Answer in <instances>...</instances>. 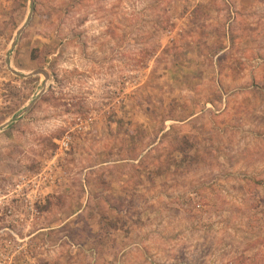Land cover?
Returning a JSON list of instances; mask_svg holds the SVG:
<instances>
[{
  "label": "rangeland",
  "instance_id": "1",
  "mask_svg": "<svg viewBox=\"0 0 264 264\" xmlns=\"http://www.w3.org/2000/svg\"><path fill=\"white\" fill-rule=\"evenodd\" d=\"M0 264H264V0H0Z\"/></svg>",
  "mask_w": 264,
  "mask_h": 264
},
{
  "label": "water",
  "instance_id": "2",
  "mask_svg": "<svg viewBox=\"0 0 264 264\" xmlns=\"http://www.w3.org/2000/svg\"><path fill=\"white\" fill-rule=\"evenodd\" d=\"M30 1H31L32 7H33V5H34V0H30ZM24 28H25V27H23L21 30L18 31V33H17V37H18L20 34H22ZM13 45H15V44H13ZM13 72H14L17 76H21V77L23 76L22 74L17 73V72H15L14 70H13ZM39 74L44 75V76L46 77V79L49 78V75H48V73H47V71H46L45 69H39V70H36V71H34L32 74L27 75L26 77L35 76V75H39ZM44 91H45V90L43 89V91L39 94V96H41V95L44 93ZM35 102H36V100H35L33 103H31V104L26 108V110L30 109V108L33 106V104H34Z\"/></svg>",
  "mask_w": 264,
  "mask_h": 264
},
{
  "label": "built area",
  "instance_id": "3",
  "mask_svg": "<svg viewBox=\"0 0 264 264\" xmlns=\"http://www.w3.org/2000/svg\"><path fill=\"white\" fill-rule=\"evenodd\" d=\"M68 142L66 141V137L63 139L62 146H64L66 149L68 148L69 145V139L67 138Z\"/></svg>",
  "mask_w": 264,
  "mask_h": 264
},
{
  "label": "crops",
  "instance_id": "4",
  "mask_svg": "<svg viewBox=\"0 0 264 264\" xmlns=\"http://www.w3.org/2000/svg\"><path fill=\"white\" fill-rule=\"evenodd\" d=\"M8 64H9V62H8ZM12 72H13V70H12Z\"/></svg>",
  "mask_w": 264,
  "mask_h": 264
}]
</instances>
